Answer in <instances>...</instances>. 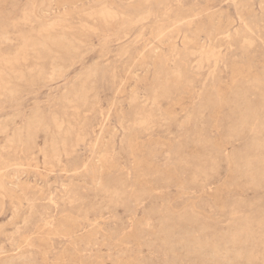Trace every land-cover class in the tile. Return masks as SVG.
I'll return each mask as SVG.
<instances>
[{
	"label": "rangeland",
	"instance_id": "374dc122",
	"mask_svg": "<svg viewBox=\"0 0 264 264\" xmlns=\"http://www.w3.org/2000/svg\"><path fill=\"white\" fill-rule=\"evenodd\" d=\"M46 2L76 50L0 65V264H264V0H0L3 52Z\"/></svg>",
	"mask_w": 264,
	"mask_h": 264
},
{
	"label": "bare ground",
	"instance_id": "6f19581e",
	"mask_svg": "<svg viewBox=\"0 0 264 264\" xmlns=\"http://www.w3.org/2000/svg\"><path fill=\"white\" fill-rule=\"evenodd\" d=\"M55 1V0H54ZM130 1V0H129ZM144 2V1H143ZM128 3V2H127ZM240 4V3H239ZM263 4V3H262ZM111 7V6H110ZM104 8H106V7H104ZM63 9V8H62ZM101 9H102V7H101ZM110 10V9H109ZM100 11V10H99ZM111 12V11H110ZM114 12V11H113ZM63 13V12H62ZM62 13H61V10H60V7H59V5L58 6H56V8H55V6H53V4L51 3V2H46V3H43L42 4V6L41 7H39L38 9H36L35 11H34V16L36 17V18H39V19H41L42 20V22H43V27H42V34H43V38L42 39H40V42L39 43H31L30 41H28V40H24L23 41V43L21 44V46L18 48V49H16L14 52H12V53H8V52H3L1 49H0V65H3V67H5V69H6V75H9L10 73H12V72H14V65L15 64H17V63H20V62H22V61H24V60H26V58L29 56V54L30 53H34L35 55H36V58L38 59V60H43L44 58H45V55H43L42 53H40V52H38V50L39 51H43V50H47L48 51V49L50 48V46H56V47H59L60 45H62V46H66V50L67 51H69V52H72V51H74V50H76V48L74 47V45L71 43V40H70V38L68 37V35L67 34H63V35H61V36H57V34H58V30L59 29H61L62 31H67L66 29H67V24H68V19H67V16H68V14H67V11L62 15ZM90 13H92V12H90ZM100 13H103V16L104 17H108L109 18V15H108V11H107V13L104 11V12H100ZM99 14V13H98ZM98 14H96V15H98ZM114 14V13H113ZM167 14V13H166ZM89 15V14H88ZM91 15V14H90ZM102 15V14H101ZM238 15V14H237ZM111 18H112V13H111ZM116 16V15H115ZM146 16V15H145ZM90 17V16H89ZM94 17V16H93ZM104 17H101L102 18V20H104L103 18ZM118 17V16H117ZM142 17V16H141ZM151 17V16H150ZM95 18V17H94ZM93 18V19H94ZM116 18V17H115ZM123 19V18H122ZM143 19V18H142ZM228 19V18H227ZM27 20H29V19H27ZM113 20V19H112ZM228 21V20H227ZM25 22V21H24ZM106 22V21H105ZM142 22V21H141ZM134 23V22H133ZM180 23V22H179ZM240 23V22H239ZM27 24V23H26ZM141 24V23H140ZM135 25V24H134ZM139 25V24H138ZM39 29H41V28H39ZM90 30V29H89ZM93 30V29H92ZM122 30V29H121ZM32 31H33V29H32ZM85 31V30H84ZM241 31V30H240ZM20 32V31H19ZM97 32V31H96ZM95 32V33H96ZM144 32V31H143ZM157 32V31H156ZM32 33V32H31ZM39 33V32H38ZM121 33V32H120ZM164 33H166L165 31H164ZM163 33V34H164ZM251 33V32H250ZM10 33H4L3 35H2V37L0 38V41L3 43V44H6L7 45V43H9L10 44V42H12V40L13 39H11L10 38V35H9ZM34 34V33H33ZM243 34H245V33H243ZM35 35H37L36 33L33 35V36H35ZM137 35H139V34H137ZM180 35V34H179ZM197 35V34H196ZM19 36V35H18ZM31 36V35H30ZM240 36V35H239ZM244 36V35H243ZM15 37V36H14ZM71 37V36H70ZM128 37V36H127ZM19 38V37H18ZM26 38V37H25ZM178 38V37H177ZM33 40V39H32ZM140 40V39H139ZM173 40V39H172ZM195 40V39H194ZM243 41H245V40H243ZM136 42V41H135ZM196 42V41H195ZM13 43H15V42H13ZM17 43V42H16ZM80 43V42H79ZM251 43V42H250ZM11 45V44H10ZM2 46V44L0 45V47ZM5 46V45H4ZM62 46H60V48L62 47ZM194 46V45H193ZM175 48H177V47H175ZM56 49V48H55ZM64 49V48H63ZM60 50V49H59ZM181 51V50H180ZM216 51V50H215ZM58 53V52H57ZM157 53V52H156ZM195 53V52H194ZM198 53H199V51H198ZM218 53V52H217ZM169 54H171V53H169ZM173 54V53H172ZM199 54H201V53H199ZM210 55V54H209ZM219 55V54H218ZM55 56H56V54H55ZM122 56V55H121ZM200 56V55H199ZM211 56V55H210ZM49 57V56H48ZM197 57V56H196ZM50 58V57H49ZM167 58V57H166ZM206 58V57H205ZM54 59V58H53ZM176 59V58H175ZM200 59H202V58H200ZM55 60V59H54ZM58 60H60V59H58ZM65 60V59H64ZM46 61V60H45ZM66 61V60H65ZM80 61V60H79ZM207 61H208V59H207ZM207 61H205V62H207ZM43 62V61H42ZM53 62V61H52ZM58 62V61H57ZM209 63V62H208ZM187 64V63H186ZM199 64V63H198ZM2 67V66H1ZM198 67V66H197ZM3 69V68H2ZM56 70V69H55ZM180 70V69H179ZM182 70V69H181ZM3 72V71H2ZM181 71H178V73H180ZM182 72H184L185 73V71H182ZM53 73V72H52ZM40 74V73H39ZM84 74V73H83ZM93 74V73H92ZM12 75V74H11ZM58 75V74H57ZM96 75V74H95ZM176 75V74H175ZM174 75V76H175ZM180 75V74H179ZM184 75V74H183ZM15 76V75H14ZM17 76L19 77V79H21V77L23 76L22 75V73H19V71H18V74H17ZM89 76H90V74H89ZM182 76V75H181ZM185 76V75H184ZM177 77V76H176ZM94 78V77H93ZM179 78V77H178ZM183 78V77H182ZM50 79H51V77H50ZM50 79H49V81H50ZM181 79V78H180ZM95 80V79H94ZM185 80V79H184ZM52 81V80H51ZM87 81V80H86ZM3 82V81H2ZM75 83V82H74ZM83 83V82H82ZM87 83H88V81H87ZM86 83V84H87ZM178 83V82H177ZM182 83H183V81H182ZM85 84V85H86ZM92 85V84H91ZM177 87V86H176ZM66 90V89H65ZM73 91V90H72ZM86 92V91H85ZM70 93V92H69ZM157 93H158V91H157ZM136 94V93H135ZM161 94V93H160ZM16 95H17V93H16ZM68 95V94H67ZM237 95V94H236ZM83 96V95H82ZM95 96V95H94ZM154 96H156V95H154ZM75 97H76V95H75ZM74 97V98H75ZM136 97V96H135ZM140 97V96H139ZM157 97H158V95H157ZM65 98H66V96H65ZM155 97H153V99H154ZM63 99V98H62ZM67 100H68V98H66ZM98 99V98H97ZM133 99H135V98H133ZM139 99V98H138ZM156 99V98H155ZM80 100H81V97H80ZM143 100H144V98H143ZM157 100V99H156ZM57 101V100H56ZM55 101V102H56ZM142 101V100H141ZM62 102H64V101H62ZM68 102H69V100H68ZM97 102V101H96ZM71 102H69V104H70ZM152 103V102H151ZM74 104V103H73ZM143 104V103H142ZM145 104H147V103H145ZM67 105H68V103H67ZM71 105V104H70ZM76 105V104H75ZM152 107H153V105H152ZM253 108V107H252ZM78 110V109H77ZM139 110V115L140 116H142V121H143V123L144 122H146V121H148L149 120V117H150V115L148 114V113H143L142 112V108H140V109H138ZM43 113V112H42ZM59 113V112H58ZM258 115V114H257ZM38 117H40V116H38ZM246 117V116H245ZM30 119V118H29ZM55 119V118H54ZM58 118H56V120H57ZM55 120V121H56ZM62 121H63V119H61ZM248 120V119H247ZM29 121V120H28ZM32 121V120H31ZM39 121H41V120H39ZM44 121V120H43ZM37 122V121H36ZM41 123V122H40ZM51 123V122H50ZM34 124H35V122H34ZM38 124V123H37ZM37 124L35 125V126H37ZM45 124V123H44ZM103 124V123H102ZM39 125V124H38ZM42 125V124H41ZM54 125H56V124H54ZM61 125H62V123H61ZM63 125H64V123H63ZM134 125V124H133ZM44 126V125H43ZM52 126V125H51ZM59 126H60V124H59ZM58 127V126H57ZM103 127V126H102ZM139 127H141V125L139 126ZM23 128V127H22ZM47 128V127H46ZM50 128V127H49ZM63 128V127H62ZM71 128H73V127H71ZM124 128V127H123ZM132 128H135V126L134 127H132ZM137 128V127H136ZM29 130V129H28ZM35 130V129H34ZM38 130V129H37ZM60 130V129H59ZM58 130V131H59ZM30 131V130H29ZM49 131H51L50 129H49ZM18 132H20V131H17V133ZM27 132V131H26ZM47 132V131H46ZM60 132V131H59ZM23 133V132H22ZM21 134V133H20ZM48 134V133H47ZM53 134V133H52ZM60 134V133H59ZM59 134H57V136L59 135ZM68 135V134H67ZM13 136V135H12ZM22 136V135H21ZM16 137V136H15ZM18 137V136H17ZM29 137V136H28ZM51 137V136H50ZM59 138H60V136H58ZM78 137V136H77ZM76 137V138H77ZM12 139V138H11ZM56 139V138H55ZM54 139V140H55ZM58 139V138H57ZM56 139V140H57ZM14 140V139H13ZM49 140V139H48ZM64 140V139H63ZM15 141V140H14ZM65 141V140H64ZM45 142V141H44ZM62 142V141H61ZM55 143H56V141H55ZM57 143H58V140H57ZM56 143V144H57ZM63 143H65V142H63ZM200 143V142H199ZM61 144V143H60ZM55 145V144H54ZM59 145V144H58ZM66 145V144H65ZM55 147H58L57 145L55 146ZM63 147V146H62ZM60 148V147H59ZM55 150V149H54ZM62 150V149H61ZM59 151V150H58ZM61 152V151H60ZM67 152V151H66ZM54 153V155H56L57 153L56 152H53ZM56 153V154H55ZM67 155V154H66ZM52 157V156H51ZM24 158V157H23ZM26 158V157H25ZM66 158V157H65ZM27 160V159H26ZM28 161V160H27ZM80 161V160H79ZM12 163V162H11ZM14 163V162H13ZM51 165V164H50ZM65 166V165H64ZM74 166V165H73ZM20 167V166H19ZM21 167H22V165H21ZM48 167V166H47ZM68 167H69V165H68ZM92 168V167H91ZM100 170H101V168H100ZM99 170V171H100ZM66 171V170H65ZM75 172V171H74ZM102 172V171H101ZM4 177V176H3ZM29 177V176H28ZM17 182V181H16ZM3 183V182H2ZM6 183V182H5ZM4 183V184H5ZM93 183V182H92ZM34 184V183H33ZM3 185V184H2ZM14 185V184H13ZM16 187V186H15ZM37 192V191H36ZM100 194V193H99ZM29 196V195H28ZM117 196V195H116ZM34 198V197H33ZM142 199V198H141ZM26 200V199H25ZM101 200H102V198H101ZM39 201V200H38ZM29 202V201H28ZM27 202V203H28ZM35 202V201H34ZM72 202V201H71ZM32 204H33V202H32ZM70 205V204H69ZM92 205V204H91ZM4 206V205H3ZM38 206V205H37ZM33 207V206H32ZM31 207V208H32ZM89 207V206H88ZM89 209V208H88ZM1 211V210H0ZM77 212V211H76ZM76 214V213H75ZM168 216V215H167ZM14 217V216H13ZM17 217V216H16ZM78 217V216H77ZM180 217V216H179ZM34 218V217H33ZM23 219V218H22ZM160 219V218H159ZM170 219V218H169ZM21 221V220H20ZM23 221V220H22ZM17 222V221H16ZM88 222V221H87ZM144 222V221H143ZM148 222V221H147ZM172 222V221H171ZM172 227V226H171ZM161 228V227H160ZM181 228V227H180ZM18 229V228H17ZM162 229V228H161ZM124 230V229H123ZM173 230V229H172ZM179 230H181V229H179ZM178 230V231H179ZM34 231V230H33ZM96 231V230H95ZM100 231V230H99ZM117 231V230H116ZM115 231V232H116ZM168 231V230H167ZM177 231V232H178ZM29 232V231H28ZM203 232V231H202ZM99 233V232H98ZM153 234V233H152ZM98 235V234H97ZM115 235V234H114ZM167 235V234H166ZM205 235V234H204ZM225 235V234H224ZM120 236V235H119ZM168 236V235H167ZM178 236V235H177ZM118 237V236H117ZM217 237V236H216ZM13 238V237H12ZM207 238V237H206ZM192 239V238H191ZM215 239V238H214ZM87 241V240H86ZM90 241V240H89ZM195 241V240H194ZM21 242V241H20ZM176 242V241H175ZM179 242V241H178ZM196 242H197V240H196ZM238 243V242H237ZM197 244V243H196ZM161 245V244H160ZM192 245V244H191ZM89 247V246H88ZM172 247H173V245H172ZM194 247V246H193ZM195 247H196V245H195ZM27 248H28V246H27ZM160 248V247H159ZM178 248V247H177ZM200 248V247H199ZM223 248V247H222ZM30 249V248H29ZM181 249H183V248H181ZM157 250H158V248H157ZM186 250H187V248H186ZM198 250V249H197ZM221 250V249H220ZM195 251V250H194ZM200 251V250H199ZM213 252V251H212ZM19 253V252H18ZM22 253H23V251H22ZM185 253V252H184ZM202 253V252H201ZM193 255V254H192ZM199 255V254H198ZM247 255V254H246ZM33 256V255H32ZM218 257V256H217ZM221 257V256H220ZM16 258V257H15ZM18 258V257H17ZM26 258V257H25ZM174 258V257H173ZM215 258V257H214ZM8 259H9V257H8ZM14 259V258H13ZM204 259H206V258H204ZM210 259V258H209ZM18 260V259H17ZM174 260V259H173ZM244 260V259H243ZM220 261V260H219ZM224 261V260H223ZM173 263V262H172ZM184 263V262H183ZM218 263V262H217ZM216 263V264H217ZM231 263V262H230ZM43 264V263H42Z\"/></svg>",
	"mask_w": 264,
	"mask_h": 264
}]
</instances>
